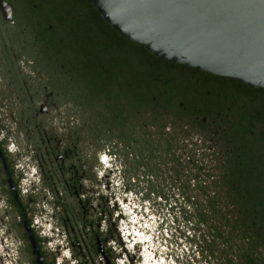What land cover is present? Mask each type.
I'll return each instance as SVG.
<instances>
[{"label": "flooded vegetation", "instance_id": "af4514ba", "mask_svg": "<svg viewBox=\"0 0 264 264\" xmlns=\"http://www.w3.org/2000/svg\"><path fill=\"white\" fill-rule=\"evenodd\" d=\"M83 22L0 0V264H264V88Z\"/></svg>", "mask_w": 264, "mask_h": 264}, {"label": "water", "instance_id": "95a60500", "mask_svg": "<svg viewBox=\"0 0 264 264\" xmlns=\"http://www.w3.org/2000/svg\"><path fill=\"white\" fill-rule=\"evenodd\" d=\"M154 56L264 88V0H91Z\"/></svg>", "mask_w": 264, "mask_h": 264}, {"label": "trees", "instance_id": "16d2710c", "mask_svg": "<svg viewBox=\"0 0 264 264\" xmlns=\"http://www.w3.org/2000/svg\"><path fill=\"white\" fill-rule=\"evenodd\" d=\"M52 1V0H51ZM55 1V0H53ZM62 2H68L71 6V12L73 18L77 20H83L81 23V33H89L95 36L97 33H102L104 35L117 33L112 27L107 24L98 13V11L92 5L91 0H56ZM136 43V42H135ZM135 49H142L147 52L149 55V51L142 44L136 43Z\"/></svg>", "mask_w": 264, "mask_h": 264}]
</instances>
